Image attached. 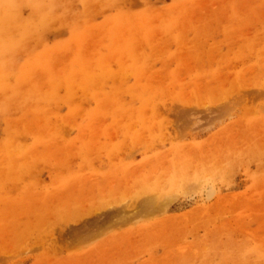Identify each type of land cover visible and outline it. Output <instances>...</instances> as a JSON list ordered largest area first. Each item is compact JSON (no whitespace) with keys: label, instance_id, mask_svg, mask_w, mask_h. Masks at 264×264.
Wrapping results in <instances>:
<instances>
[{"label":"rangeland","instance_id":"rangeland-1","mask_svg":"<svg viewBox=\"0 0 264 264\" xmlns=\"http://www.w3.org/2000/svg\"><path fill=\"white\" fill-rule=\"evenodd\" d=\"M24 1L0 0V264L264 246V0ZM225 164L211 199L169 184Z\"/></svg>","mask_w":264,"mask_h":264},{"label":"clouds","instance_id":"clouds-1","mask_svg":"<svg viewBox=\"0 0 264 264\" xmlns=\"http://www.w3.org/2000/svg\"><path fill=\"white\" fill-rule=\"evenodd\" d=\"M229 171V166L225 164L219 166L212 174L194 173L191 177L177 174L170 178L169 184L176 196L185 198L184 184L190 179L197 185V196L208 200L215 196L218 188L226 182ZM225 259L227 264H264V246L244 239L231 246Z\"/></svg>","mask_w":264,"mask_h":264},{"label":"bare ground","instance_id":"bare-ground-1","mask_svg":"<svg viewBox=\"0 0 264 264\" xmlns=\"http://www.w3.org/2000/svg\"><path fill=\"white\" fill-rule=\"evenodd\" d=\"M20 1H24V0H20ZM2 2V1H1ZM7 2V1H6ZM25 2V1H24ZM39 2V1H38ZM20 3V2H19ZM46 3V2H45ZM34 4V3H33ZM20 5H22V4H20ZM14 6V5H13ZM9 9H10V7H9ZM33 9V8H32ZM1 11V10H0ZM14 11V10H13ZM41 11V10H40ZM38 13H40V12H38ZM13 18V17H12ZM26 20V19H25ZM13 33V32H12ZM4 34H6V33H4ZM5 36V35H4ZM8 36V35H7ZM3 41V40H2ZM8 42V41H7ZM154 203H153V201H150L149 203H147L146 205H145V207H146V209H150V207L149 206H151V205H153ZM76 215H78V214H76ZM69 218V217H68ZM64 221V220H63ZM66 221V220H65Z\"/></svg>","mask_w":264,"mask_h":264}]
</instances>
